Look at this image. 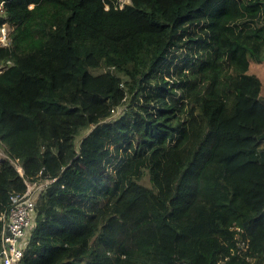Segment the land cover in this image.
I'll use <instances>...</instances> for the list:
<instances>
[{
    "label": "trees",
    "instance_id": "trees-1",
    "mask_svg": "<svg viewBox=\"0 0 264 264\" xmlns=\"http://www.w3.org/2000/svg\"><path fill=\"white\" fill-rule=\"evenodd\" d=\"M1 2L0 216L47 181L21 264H264V0ZM222 49L232 107L192 94Z\"/></svg>",
    "mask_w": 264,
    "mask_h": 264
},
{
    "label": "built area",
    "instance_id": "built-area-1",
    "mask_svg": "<svg viewBox=\"0 0 264 264\" xmlns=\"http://www.w3.org/2000/svg\"><path fill=\"white\" fill-rule=\"evenodd\" d=\"M2 3H0V7ZM1 11V8H0ZM9 42V29L0 24V44L7 45ZM264 145V139L262 140ZM8 157V156H7ZM20 174L22 168L10 159ZM26 189L22 193L12 194L9 209L2 213V228L0 231V264H21L27 238L33 228V216L38 192L47 183L46 180L31 182L24 179Z\"/></svg>",
    "mask_w": 264,
    "mask_h": 264
},
{
    "label": "rangeland",
    "instance_id": "rangeland-1",
    "mask_svg": "<svg viewBox=\"0 0 264 264\" xmlns=\"http://www.w3.org/2000/svg\"><path fill=\"white\" fill-rule=\"evenodd\" d=\"M119 5L121 6L123 3L128 2L129 0H117ZM62 16V12L56 11L50 16H45L40 20L36 28L47 32L48 26H54L58 19ZM7 30L9 26L7 23H3ZM37 48V47H35ZM216 45L214 42L206 45L202 48V59L201 61H211L215 56ZM216 69L208 70L206 72L200 71L198 66L190 69V78H191V86H192V94L193 97L197 96L198 92H206L214 83L219 92H222L224 96L227 97V104L229 107H232L233 102V91L232 86L233 82L238 77L239 69L235 66V64L231 61L230 55L228 51L222 49L219 51L218 59L216 60ZM101 69L94 70L100 71ZM250 71L258 73L263 81V85L261 88V97L264 99V64L252 63L249 68ZM200 109V108H198ZM120 111V108H117L114 112L115 114ZM87 130H84L82 133H85ZM5 158L6 153L4 152V145L0 142V158ZM142 182L146 185H150L148 179L144 177Z\"/></svg>",
    "mask_w": 264,
    "mask_h": 264
},
{
    "label": "clouds",
    "instance_id": "clouds-1",
    "mask_svg": "<svg viewBox=\"0 0 264 264\" xmlns=\"http://www.w3.org/2000/svg\"><path fill=\"white\" fill-rule=\"evenodd\" d=\"M2 3V2H1Z\"/></svg>",
    "mask_w": 264,
    "mask_h": 264
}]
</instances>
